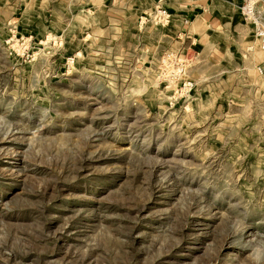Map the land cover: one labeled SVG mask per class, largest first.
<instances>
[{"label": "rangeland", "instance_id": "rangeland-1", "mask_svg": "<svg viewBox=\"0 0 264 264\" xmlns=\"http://www.w3.org/2000/svg\"><path fill=\"white\" fill-rule=\"evenodd\" d=\"M231 1L0 0V264H264V0Z\"/></svg>", "mask_w": 264, "mask_h": 264}, {"label": "crops", "instance_id": "crops-1", "mask_svg": "<svg viewBox=\"0 0 264 264\" xmlns=\"http://www.w3.org/2000/svg\"><path fill=\"white\" fill-rule=\"evenodd\" d=\"M122 1L123 3L131 4L133 1L141 3L142 0ZM239 1L243 3L245 0ZM219 2L226 4L228 11L220 10L217 6ZM163 5H165L164 7L169 13H172L174 18L180 16L183 19L185 17L191 20L196 19L209 28L217 29L216 31L231 25V18H229V15H233V12L230 10L233 7L231 0H181L178 3L163 0Z\"/></svg>", "mask_w": 264, "mask_h": 264}, {"label": "built area", "instance_id": "built-area-1", "mask_svg": "<svg viewBox=\"0 0 264 264\" xmlns=\"http://www.w3.org/2000/svg\"><path fill=\"white\" fill-rule=\"evenodd\" d=\"M163 0H158L157 5L155 7V11H154V17L157 18V20L159 21V23L162 26H167L169 24L170 21V13L168 12L167 9H165L162 5ZM243 6L241 7V13L242 15L248 16L250 17L253 21V15H254V9H253V4H251V0H245L243 2ZM258 37L262 40V47L261 50L264 53V32L260 31L258 34ZM259 74H264V62L261 66L258 67L257 69Z\"/></svg>", "mask_w": 264, "mask_h": 264}]
</instances>
